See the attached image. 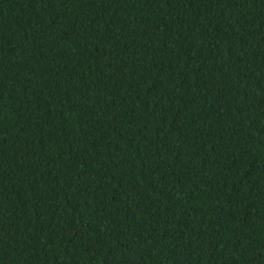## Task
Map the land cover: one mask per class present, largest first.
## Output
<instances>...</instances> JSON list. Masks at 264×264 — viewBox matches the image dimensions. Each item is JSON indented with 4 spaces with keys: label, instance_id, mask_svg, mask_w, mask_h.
<instances>
[{
    "label": "trees",
    "instance_id": "16d2710c",
    "mask_svg": "<svg viewBox=\"0 0 264 264\" xmlns=\"http://www.w3.org/2000/svg\"><path fill=\"white\" fill-rule=\"evenodd\" d=\"M0 264H264V0H0Z\"/></svg>",
    "mask_w": 264,
    "mask_h": 264
}]
</instances>
